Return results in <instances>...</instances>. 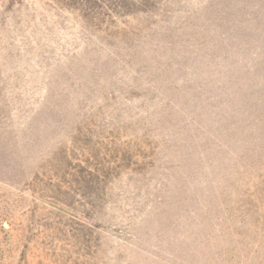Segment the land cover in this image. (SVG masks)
<instances>
[{"label": "rangeland", "instance_id": "rangeland-1", "mask_svg": "<svg viewBox=\"0 0 264 264\" xmlns=\"http://www.w3.org/2000/svg\"><path fill=\"white\" fill-rule=\"evenodd\" d=\"M0 264H264V0H0Z\"/></svg>", "mask_w": 264, "mask_h": 264}]
</instances>
